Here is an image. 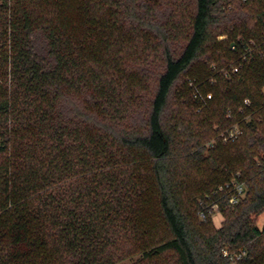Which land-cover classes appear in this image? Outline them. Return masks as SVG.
Wrapping results in <instances>:
<instances>
[{
    "label": "trees",
    "instance_id": "trees-1",
    "mask_svg": "<svg viewBox=\"0 0 264 264\" xmlns=\"http://www.w3.org/2000/svg\"><path fill=\"white\" fill-rule=\"evenodd\" d=\"M160 3L0 0V264H264V0Z\"/></svg>",
    "mask_w": 264,
    "mask_h": 264
},
{
    "label": "built area",
    "instance_id": "built-area-1",
    "mask_svg": "<svg viewBox=\"0 0 264 264\" xmlns=\"http://www.w3.org/2000/svg\"><path fill=\"white\" fill-rule=\"evenodd\" d=\"M236 70L238 69V67L235 68ZM211 96V95H209ZM246 103L250 104V100L246 99L245 100ZM240 133V128L238 126H236L234 129H232L228 135H224L225 140H227L229 137H236L237 134ZM240 173H236L235 177L230 181L227 182L224 185H220L219 186V191L220 190H226V192L229 195V201L232 204L237 203L240 200V197L244 194L245 192V184L244 181L240 180ZM212 216L215 213L216 210L219 211V205L218 203H214L212 205ZM202 215H204V212H202Z\"/></svg>",
    "mask_w": 264,
    "mask_h": 264
},
{
    "label": "rangeland",
    "instance_id": "rangeland-1",
    "mask_svg": "<svg viewBox=\"0 0 264 264\" xmlns=\"http://www.w3.org/2000/svg\"><path fill=\"white\" fill-rule=\"evenodd\" d=\"M162 2L163 3H160L159 5H162V4H166V3H171L172 4V0H162ZM163 6V5H162ZM176 6H181L182 7V4L181 3H179V2H177V3H175L174 5H173V7H176ZM223 37V36H222ZM128 63H132L131 65L133 66L134 64H133V61L131 62V59H129V60H127V66H131L130 64H128ZM138 63V64H137ZM137 63H136V66L135 67H137V66H141V67H144L143 65H144V62L143 61H141V60H139V61H137ZM153 81V80H152ZM144 93H146V94H148V91L147 90H143V94ZM222 213L220 212V211H218V210H216L215 211V213L213 214V219H214V223L216 224V225H220L221 224V222H222ZM258 224H259V226H261V227H263L264 226V212L259 216V218H258ZM139 257L140 256H134V257H128V258H126V259H124V260H121V261H119L117 264H131V263H133L134 261H136L137 259H139Z\"/></svg>",
    "mask_w": 264,
    "mask_h": 264
}]
</instances>
